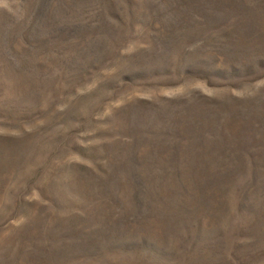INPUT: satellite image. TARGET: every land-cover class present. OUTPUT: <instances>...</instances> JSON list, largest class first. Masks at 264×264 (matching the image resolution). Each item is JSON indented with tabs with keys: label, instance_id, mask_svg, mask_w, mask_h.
I'll use <instances>...</instances> for the list:
<instances>
[{
	"label": "rangeland",
	"instance_id": "rangeland-1",
	"mask_svg": "<svg viewBox=\"0 0 264 264\" xmlns=\"http://www.w3.org/2000/svg\"><path fill=\"white\" fill-rule=\"evenodd\" d=\"M0 264H264V0H0Z\"/></svg>",
	"mask_w": 264,
	"mask_h": 264
}]
</instances>
